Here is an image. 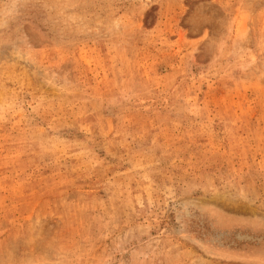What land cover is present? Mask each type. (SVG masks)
Segmentation results:
<instances>
[{"label": "rangeland", "instance_id": "rangeland-1", "mask_svg": "<svg viewBox=\"0 0 264 264\" xmlns=\"http://www.w3.org/2000/svg\"><path fill=\"white\" fill-rule=\"evenodd\" d=\"M0 264H264V0H0Z\"/></svg>", "mask_w": 264, "mask_h": 264}, {"label": "water", "instance_id": "water-1", "mask_svg": "<svg viewBox=\"0 0 264 264\" xmlns=\"http://www.w3.org/2000/svg\"><path fill=\"white\" fill-rule=\"evenodd\" d=\"M245 238H246V239H252V238H251V237H249V236H245Z\"/></svg>", "mask_w": 264, "mask_h": 264}]
</instances>
